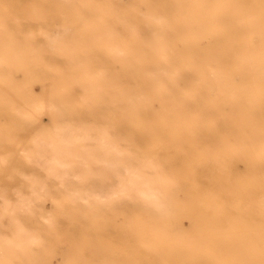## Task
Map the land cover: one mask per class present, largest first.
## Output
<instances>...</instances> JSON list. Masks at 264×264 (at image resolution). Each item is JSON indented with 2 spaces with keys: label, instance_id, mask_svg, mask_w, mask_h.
Masks as SVG:
<instances>
[{
  "label": "bare ground",
  "instance_id": "bare-ground-1",
  "mask_svg": "<svg viewBox=\"0 0 264 264\" xmlns=\"http://www.w3.org/2000/svg\"><path fill=\"white\" fill-rule=\"evenodd\" d=\"M53 4L70 101L55 112L69 117L31 140L52 145L40 163L68 186L47 222L61 245L34 254L44 238L24 230L9 250L58 264H264V0Z\"/></svg>",
  "mask_w": 264,
  "mask_h": 264
},
{
  "label": "rangeland",
  "instance_id": "rangeland-1",
  "mask_svg": "<svg viewBox=\"0 0 264 264\" xmlns=\"http://www.w3.org/2000/svg\"><path fill=\"white\" fill-rule=\"evenodd\" d=\"M55 17L53 0H0V263L61 261L56 252L48 258L27 259L25 251L9 250L25 244L24 230L44 238L34 254L61 245L55 234L47 232L51 228L47 222L54 219L56 201L65 197L68 186L59 183L56 168L40 163V154L47 158L54 154L52 145L35 146L37 142L31 140L33 135H48L55 119L61 126L69 117L68 111L60 116L55 112L70 104L68 94L60 96L56 77ZM182 223L187 227L189 219L183 218Z\"/></svg>",
  "mask_w": 264,
  "mask_h": 264
}]
</instances>
